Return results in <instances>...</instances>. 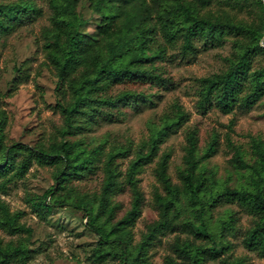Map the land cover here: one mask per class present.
Here are the masks:
<instances>
[{"label": "trees", "instance_id": "trees-1", "mask_svg": "<svg viewBox=\"0 0 264 264\" xmlns=\"http://www.w3.org/2000/svg\"><path fill=\"white\" fill-rule=\"evenodd\" d=\"M47 1L51 9L50 23L43 26L41 35L47 64L57 77L58 100L55 105L64 115L63 134L73 133L77 126L92 124L99 113L105 112V106H115L133 95L126 89L110 92L115 83L147 76L160 78L155 71L154 60L163 56L167 46L157 38L158 31L170 44L181 38L180 51L183 54L195 52L194 38L199 36H215L224 31L246 36L245 40H234L233 45L237 49L225 70L199 78L196 104L200 110L206 111L212 105L224 113L235 108L249 110L264 95V65L250 71L254 57L264 52L261 43L264 22L253 25L203 15L200 9L209 0H88L93 12L111 8L108 13L100 15L94 30L89 31L85 29L87 20L78 9L82 0ZM256 2L264 12V1ZM41 13L42 8L36 0L0 1V34L13 29L24 17ZM188 118V111L179 102H174L171 110L164 112L159 123L150 128L147 138L136 145L124 175L131 191L130 206L119 218H115L116 204L111 196L121 187L117 157L126 156L130 145L110 150L101 161L104 177L95 199L75 198L71 191L63 192L61 189L72 179L82 178L92 170L95 161L100 159L101 146L87 150L79 142L69 139L53 142L48 148H32L20 142L2 146L0 142V176L13 168L15 175L23 176L33 159L56 164L57 188H48L36 201V206L50 210L53 206L71 205L82 210L87 218L86 225L98 237L92 255L99 264L108 258L118 259L119 264H151L148 249L154 238L176 226L208 239V243H196L190 238L177 237L173 248L178 256L185 264H207L209 259L220 257L224 246L216 245L208 215L211 208L221 202H238L258 214L254 224L247 228L243 242L250 249L264 253V140L251 139L257 155V165L252 166V187L217 189L213 179L200 169L201 162L216 150V133L211 135L199 154L198 129L189 128L183 145V166L178 169L180 187L169 173L170 151L159 153V150L161 144ZM21 149L26 154L14 167L15 156ZM154 157H158L155 175L166 194L154 192L159 218L147 225L137 244L130 246L126 238L128 226L139 217L144 200L137 173ZM234 160L241 167H249L237 146H234ZM182 193L187 196L195 220H175ZM234 221L233 212L221 220L220 238L226 230L233 228ZM0 227L10 233L31 234L32 231L18 220V213L10 212L8 205L1 200ZM31 255L32 250L22 240L6 243L0 240V264L24 261ZM220 262L242 264L241 259L232 261L227 256L220 258ZM164 264L178 262L167 255Z\"/></svg>", "mask_w": 264, "mask_h": 264}, {"label": "rangeland", "instance_id": "rangeland-1", "mask_svg": "<svg viewBox=\"0 0 264 264\" xmlns=\"http://www.w3.org/2000/svg\"><path fill=\"white\" fill-rule=\"evenodd\" d=\"M36 2L42 8L40 15L24 17L13 29L0 34L2 146L20 142L32 148H48L51 143L63 139L77 141L87 150L101 146L100 159L95 161L92 170L82 178L72 179L61 189L63 192L71 191L75 198L95 199L104 177L101 161L110 150L130 145L126 156L117 157L121 187L111 196L116 204L115 218H119L130 206L131 191L124 181V175L136 145L147 138L150 128L159 123L161 115L170 111L174 102H179L188 111L189 118L161 144L159 150V153L164 150L171 153L169 173L173 182L182 186L178 169L183 166L185 134L189 128L196 127L199 154L213 133L218 138L216 150L200 164L204 174L213 179L215 188L252 187V166L257 165V155L251 139L264 140V95L251 109L235 108L229 113L222 112L214 105L202 111L196 104L199 78L225 70L237 49L233 45L234 40H245V35L224 31L215 36H199L194 38L195 52L183 54L180 51L181 38L170 44L158 31L157 38L167 46L163 56L154 60L155 71L160 78L147 76L115 83L110 92L126 89L133 95L115 106H105V112L99 113L92 124L77 126L73 133L63 134L64 115L55 105L58 100L57 77L47 64L41 35L43 26L50 23L51 9L47 0ZM78 9L87 20L85 29L93 31L100 15L108 13L111 8L93 12L89 1L82 0ZM200 13L253 25L264 22V12L256 0H209L201 7ZM261 43L264 45V38ZM262 65L264 52L254 57L250 71ZM234 146L240 148L249 167H241L234 160ZM25 154L24 149L18 151L14 167ZM157 159L154 157L137 173L144 200L139 217L128 226L126 238L130 246L137 244L147 225L159 218L154 192L166 194V191L155 175ZM57 169L56 164L40 163L33 159L23 176L15 175L14 168L0 176V200L8 205L10 212H17L18 220L32 230L31 234L10 233L0 227L2 243L22 240L32 250V255L26 260H14L10 264H99L92 255L98 237L86 225L87 218L82 210L71 205L53 206L50 210L36 206V201L48 188H57ZM231 212L235 216L233 228L226 230L220 238L221 220L228 218ZM208 215L216 245L224 246L220 257L209 259L207 264H221L220 258L226 256L232 261L241 259L242 264H264V253L250 249L243 242L247 228L258 218L256 212L238 202H221L212 207ZM186 218L195 220L187 196L182 193L175 220ZM177 237L208 243L207 238L186 232L178 226L167 229L157 234L148 249L151 264H164L167 255L175 258L178 264H185L173 248ZM103 264H119V260L108 258Z\"/></svg>", "mask_w": 264, "mask_h": 264}]
</instances>
